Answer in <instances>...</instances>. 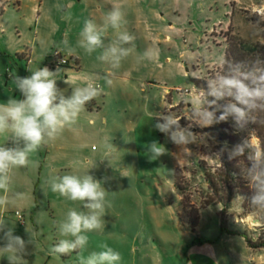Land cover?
Wrapping results in <instances>:
<instances>
[{"label":"rangeland","instance_id":"obj_1","mask_svg":"<svg viewBox=\"0 0 264 264\" xmlns=\"http://www.w3.org/2000/svg\"><path fill=\"white\" fill-rule=\"evenodd\" d=\"M114 5L125 22L119 30H106L105 46L120 31L133 36L135 45L119 68L97 59L102 50L89 55L77 46L85 20L103 26ZM263 8L264 0H0V48L9 65L4 79L6 73L27 77L30 68L47 67L57 71V86L65 95L89 81L103 88L75 125L32 154V165L14 170L9 195L21 192L24 199L0 208V217L24 240L34 234L25 264H79L80 256L101 251L102 244L120 253L119 264H264V247L249 243L263 234L264 219L258 220L254 212L244 215L242 198L233 200L225 228L222 205L201 209L195 229L187 222L190 209L210 195L205 172L221 166L209 127H193L201 139L188 145L191 155H182L180 149L177 161L175 144L154 126L157 116L168 111L189 115L190 101L203 90L195 80L204 85L219 73L229 36L264 44V15L257 13ZM146 50L154 52L153 59L138 61ZM55 51L73 62L66 66L75 71L61 73ZM180 123L187 126L189 121L182 118ZM245 131L258 148L250 127ZM0 140L11 146L7 133ZM152 141L166 148L156 160L145 154V145ZM176 170L183 190L174 185ZM87 173L106 189L105 227L86 233L84 249L53 254L50 249L63 238L58 222L69 209H86L82 202L53 192L48 181ZM0 264H8L2 252Z\"/></svg>","mask_w":264,"mask_h":264},{"label":"clouds","instance_id":"obj_2","mask_svg":"<svg viewBox=\"0 0 264 264\" xmlns=\"http://www.w3.org/2000/svg\"><path fill=\"white\" fill-rule=\"evenodd\" d=\"M124 13L118 6H113L103 17V26L98 27L92 20H85L79 33L77 46L91 55L102 50L97 57L102 62L119 68L121 62L135 50L134 37L127 31H120L117 38L104 44L106 30H119L124 24ZM75 49L69 48V51ZM154 52L146 50L137 56L138 61L151 60ZM222 71L206 80L202 94L190 101L191 111L188 116L168 111L157 116L154 125L157 130L168 136L170 141L181 149L184 156L191 155L190 144L201 139L193 127L207 128L232 118L237 129H245L250 124L264 126V61L259 59L247 64L244 62L221 61ZM31 75L13 77L16 89L22 99L10 97L0 103V135L7 133L11 146L0 145V208L15 205L24 199L21 192L10 193L14 170L27 168L33 164L32 154L43 145L56 139L77 123L85 106L99 97L103 88L94 81L84 86L74 87L70 95H65L58 88L56 72L47 67L31 70ZM109 85L110 79L106 81ZM223 101V103H221ZM217 112L220 114L217 115ZM186 118L189 123L182 126L180 120ZM250 139H244L231 149L227 145L221 153L227 151L228 159L242 157L247 152L250 166L243 170V176L251 190L247 197L250 209L257 214V219H264L259 213L264 212V148H255ZM150 160H156L166 153L164 145L152 141L145 145ZM53 192L71 201H80L86 211L69 209L66 216L58 222L59 239L51 253L61 256L84 249L88 244L87 232L100 231L105 227L103 217L106 214V189L101 181L88 173L80 176L65 174L54 176L48 181ZM0 232L4 244L0 252L4 253L8 264H25L29 244L34 246V234L29 233V240L14 234V228L0 217ZM101 251L92 252L87 257L80 256L79 264H119L121 255L107 244L100 245Z\"/></svg>","mask_w":264,"mask_h":264},{"label":"trees","instance_id":"obj_3","mask_svg":"<svg viewBox=\"0 0 264 264\" xmlns=\"http://www.w3.org/2000/svg\"><path fill=\"white\" fill-rule=\"evenodd\" d=\"M252 21L254 23L259 22L256 18H252ZM226 43L227 49L224 57L228 61L244 62L247 64H250L257 59L264 61L263 43H254L250 45L236 36H229ZM221 71L222 65L219 72ZM195 83L198 88H206V83L201 85L199 80H195ZM221 103H223V101H221ZM219 114L220 113L217 112V115ZM249 127L259 141L258 148H264V126L250 124ZM207 131L212 133L217 139L221 166L214 172H205L204 179L208 184L210 195L205 197L203 203L199 207H192L186 215L187 222L193 229L198 225L199 211L212 205H222V210L220 211L221 227L225 228L228 211L236 197L242 198L244 215H249L253 212L249 207L247 199L251 194V190L248 186L247 180L243 176V170L250 166V162L247 160V152L244 156L232 160L228 159L227 151L221 153V149L225 144L228 149H231L242 140L249 139L247 131H245V129H237L231 117H229L227 121H222L209 127ZM177 173L178 171L176 170L174 185L180 190H183L184 188L178 181ZM184 212H186V210H184ZM249 243L255 249L264 247V232L256 241H249Z\"/></svg>","mask_w":264,"mask_h":264},{"label":"crops","instance_id":"obj_4","mask_svg":"<svg viewBox=\"0 0 264 264\" xmlns=\"http://www.w3.org/2000/svg\"><path fill=\"white\" fill-rule=\"evenodd\" d=\"M3 48H0V103H4L8 100V98L13 97V98H17V99H22V95L21 93L16 89L15 83L12 81L13 77L15 76L14 74L12 75H7L6 73V79H4L3 74L6 70H8V61L5 60L4 58V52H3ZM36 50H33V54H35ZM30 62V61H29ZM75 62V61H74ZM76 63V62H75ZM66 67V68H65ZM65 67H61L62 71L61 73H66L67 70L68 72L70 71H75L73 68L69 67V66H65ZM0 145H1V140H0ZM10 146V145H8ZM174 150H175V155L177 158V161L179 159V151H180V147L177 145H174ZM18 178V177H17ZM260 216L264 215V212L259 213ZM254 220H252L253 222Z\"/></svg>","mask_w":264,"mask_h":264},{"label":"built area","instance_id":"obj_5","mask_svg":"<svg viewBox=\"0 0 264 264\" xmlns=\"http://www.w3.org/2000/svg\"><path fill=\"white\" fill-rule=\"evenodd\" d=\"M257 13L258 14H260V15H264V8H263V10H262V12L261 11H257ZM262 13V14H261ZM53 57H54V59H55V62H56V66H60V67H62V66H66V65H70V63H73V62H70V60H67L64 56H62L59 52H57V51H55L54 52V54H53ZM201 95V94H200ZM17 216H18V218L20 219V220H22V216L19 214V213H17Z\"/></svg>","mask_w":264,"mask_h":264}]
</instances>
